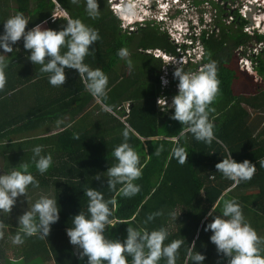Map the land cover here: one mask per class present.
Returning a JSON list of instances; mask_svg holds the SVG:
<instances>
[{"label": "trees", "instance_id": "obj_1", "mask_svg": "<svg viewBox=\"0 0 264 264\" xmlns=\"http://www.w3.org/2000/svg\"><path fill=\"white\" fill-rule=\"evenodd\" d=\"M54 1L65 15L53 16V0H0V31L2 22L13 16L6 17L9 11L14 15L21 13L28 19L26 30L42 21H47V28L60 30L67 19H80L95 29L99 39L90 46L92 51L85 56L84 63L91 69L99 68L107 76L106 96L99 101L110 110L99 105L90 111L88 108L81 119L78 134L71 130L55 135L52 138L55 148L49 151L42 148L41 155L50 154L52 157V164L44 174L35 168L30 142L3 145L0 141V163L5 174L28 164L29 172L38 182V187L29 185L26 189V211L31 209L37 201L35 199L48 193L50 198L57 199L60 208L59 220L51 225L45 238L25 236L22 244H13L12 239L19 231L17 222L9 234L0 227V263L5 262L8 252H11L16 261L10 264H84L72 251L65 230L72 227V216L79 212L87 214L88 198L84 192L89 188L100 192L105 200L115 201L109 205L113 212L110 219L115 226L106 228L108 238L123 241L128 226L148 231L163 227L168 232L164 244L177 239L183 241L178 249L176 264H185L187 251L193 242L195 248L192 251L203 254L206 264L209 257L211 264H227V259L218 255L215 245L209 241L211 231H205L206 224L211 222L208 213L212 205H215L212 217L220 216L224 200L234 199L240 205L246 222L264 240V167L259 164L264 159V93L254 90L251 83L254 77L240 72L237 61L232 59L233 51L249 42L242 32L244 22L240 20V25L235 28V22L227 25L221 18L216 19L214 25L217 31L213 27L204 29L199 36L204 50L201 62L183 67L185 71H197L198 67L202 70L203 65L213 61L217 66L218 93L222 96L209 112L216 139L211 144H205L195 140L187 131L183 137L174 140L180 128L186 126L170 119L171 109L164 112L166 108L161 110L155 104L160 94L169 102L177 92L178 81L174 79H169L168 85L161 90V71L152 63L158 58L144 53L159 50L175 56L176 46L166 33L148 26L141 29L140 32L144 33L131 43L133 34L130 36L120 29L119 21L109 10L106 0H103V7H98L99 16L96 19L86 14L84 0L74 5L78 9L66 6L62 0ZM122 47L133 55L134 68L128 73L118 66L116 53ZM9 54L5 56L8 61L6 84L0 91V98L7 95L13 97L17 89L26 87L27 95L38 103L35 109L31 107L17 115L10 112V120L3 119L0 110V139L7 135L1 132L2 128L9 126L13 130L16 120L22 129L30 130L42 123L45 116L74 117L76 111L70 110L69 106L78 105L87 92L75 70L66 68L64 85L54 87L48 82V74L41 73L39 65H33L26 59L28 52L23 49L22 41L13 45ZM139 70H144L145 78L151 77L144 85L145 89H142L139 80L133 79L134 72ZM132 88L135 90L132 91ZM86 97L95 100L90 94ZM126 127L135 133H130L127 142L137 152L142 168L141 177L134 182L140 185V191L131 198L119 195V184L110 190L106 185V173L103 174L105 178H94L116 163L112 151L124 142L121 133ZM142 139L145 140V152ZM222 145L227 147V152ZM177 146L188 153L183 164L178 163V158L172 154V149ZM228 152H232V159L236 162L248 160L256 166L250 180L233 186L231 180L217 172L215 165L223 157L226 158ZM143 153L146 159H142ZM221 196L223 199L216 204ZM21 200L22 197L17 198V202ZM155 212L160 215L145 224L147 216ZM173 213L177 216L176 220ZM261 248L264 249V243ZM261 255L264 256V250ZM128 260L130 264V258ZM159 264H166V260L161 259Z\"/></svg>", "mask_w": 264, "mask_h": 264}, {"label": "clouds", "instance_id": "obj_2", "mask_svg": "<svg viewBox=\"0 0 264 264\" xmlns=\"http://www.w3.org/2000/svg\"><path fill=\"white\" fill-rule=\"evenodd\" d=\"M70 2L78 4L79 0H70ZM147 2L150 7L145 4V10L148 11L155 7L156 13L137 18L134 22L135 29L140 26L160 24L165 28L163 32L176 46L175 56L167 55L162 51L161 55L165 59L169 56V62L165 64L170 71H173L172 78L178 81L176 83L177 92L172 96L171 103H168L164 97L159 98L157 103L161 110L163 107L166 108L164 112L172 110L170 119L178 121L181 126H186V128H180L178 137H175L174 140L183 137L187 131L192 134L195 140L211 144L216 139L213 133V124L209 121V112L211 111L209 105L213 102L219 85L216 63L214 61L207 63L203 65L202 70H200L201 67H198L197 71L183 69L188 64L201 62L204 50L199 36L205 29V25L211 26V14L210 19L202 16L198 18V21H194L192 19L195 15L194 12L189 19L186 16L180 17V14L188 10L184 8V0H147ZM199 2L195 1L194 5L199 6ZM84 3L88 17L98 18L97 0H84ZM158 7H160V11H157ZM110 11L117 18L116 12L114 13L112 8ZM124 11L131 14L130 8H125ZM120 14L122 19L117 18L118 21L120 20L119 27L122 28L121 22L122 24L127 23V26H124L127 32L123 31L128 33V29L134 28V26L127 21L134 20V15L127 17L124 13ZM28 23V19L21 13L10 16L2 22L0 91L6 84L5 69L8 67V61L5 60V56L7 53H12L13 45L22 41L23 49L28 52L26 59L33 65H39L41 73L48 74L50 85L63 86L67 68L77 72L85 90L93 98L99 101L106 96L107 76L99 68L91 69L84 63L85 56L92 51L90 46L99 39V34L95 29L84 24L80 19H67L60 30L43 27L42 25L47 21H42L26 30ZM200 27L202 29H199ZM196 29L199 30L198 35L194 34ZM116 54L126 61L129 68L132 67L126 48H120ZM167 78L171 79L167 73L163 74L162 85H168ZM61 123V120L56 121L57 125ZM130 133L135 135L130 127H126L121 133L124 142L112 151L116 163L94 177L96 180H100L101 176L104 177L103 174L106 173V178H104L107 187L112 190L116 185H121L119 195L125 198H131L140 191V185L134 182L142 175L138 154L127 142ZM217 143L220 142L217 141ZM222 147L227 152V147L224 145ZM41 152L42 146H34L32 160L36 170L40 174H44L52 164V157L50 154L41 155ZM231 153L228 152L227 157H223L215 165V168L223 177L231 180L235 186L241 181L250 180L256 166L248 160L236 162L232 159ZM172 154L178 158V163L183 164L188 153L183 147L177 146L172 149ZM259 164L264 167V159H261ZM28 169V164H22L20 170L0 174V214L10 213L17 203V198L25 195L29 185L38 187V182ZM84 195L88 198L87 214L79 212L72 216V227L65 230L69 244L75 246L78 250V258L84 261V264H129L128 258H130V264H159L161 259H165L166 264H176L178 249L183 241L177 239L164 244L168 236L165 228L148 231L139 230L134 226L126 228V237L123 241L110 239L105 233L106 228L115 226L113 220L110 219L113 212L109 207L115 201L105 200L102 194L94 188L85 190ZM221 199L223 196L217 200L216 204H219ZM214 208L215 205H212L208 213L211 222L206 224L205 231H211L209 241L215 245L217 254L225 257L227 264H264V256L261 255V251L264 250L261 248V244L264 243V240L258 237L256 231L246 222L240 205L234 199L224 200L221 215L212 217L211 213ZM59 212L57 199L41 196L30 210L24 211L18 216L19 231L13 237L12 243L22 244L25 236L48 237L51 225L59 220ZM158 215H160L159 212L148 215L144 223L152 221ZM172 215L176 220L177 216L174 213ZM193 248H195L194 242L187 251L185 264H188L189 261L191 264H203L205 256L198 251L193 252ZM6 260L16 261L13 256Z\"/></svg>", "mask_w": 264, "mask_h": 264}, {"label": "rangeland", "instance_id": "obj_3", "mask_svg": "<svg viewBox=\"0 0 264 264\" xmlns=\"http://www.w3.org/2000/svg\"><path fill=\"white\" fill-rule=\"evenodd\" d=\"M82 1V0H79V2ZM114 1L116 0H109L107 2V4L109 5V10L110 8H114V6H117L118 7V11H116V15H117V18L119 19H122L121 17V14L120 13H124V15H126L127 17L129 16H133L134 15V20H128L127 22L128 23H132V25L134 26V22L135 20H137V18H141L142 15H155L156 13V9L155 7H152L150 10L146 11L145 10V4H147L148 7H150V4L147 2V0H119L121 2V4H116ZM207 2H204L203 0H200L199 2V6H193L191 3L189 6H193L195 9H197V13L194 12L195 15H193L192 19L194 21H198V18L199 17H205V18H209L210 19V14H212V6H211V3L213 1H216V0H205ZM226 3L225 5H228V6H233V5H238L240 4L239 3V0H224ZM62 2L66 5V6H69L71 5L72 6V9L74 7L75 4L71 3L70 0H62ZM97 3H98V7L102 6V3H103V0H97ZM79 7H74V9H78ZM125 8H130L131 9V14H128L124 11ZM188 10L185 11V13H182L180 14V17H187L188 19L191 17V14H192V10H190V7L187 8ZM211 10V11H210ZM54 11V10H53ZM63 10H59V8L55 7V15H65L63 12ZM9 15H14V13L12 11H9L7 12V15L6 17H8ZM120 21V20H119ZM205 22H208L207 20H205ZM212 25V24H211ZM43 27L46 28V23L42 25ZM121 26H122V30L126 31L124 28V26H127V23H123L121 22ZM155 27H158L160 28L159 32H163V30H165V28H163L161 25L160 27L158 25H155ZM208 25H205L204 28L207 29ZM134 29L135 30V26L134 28H130L128 29V31ZM199 29H202L201 27ZM211 29V26H209V30ZM169 31V30H168ZM127 32V31H126ZM172 32V31H171ZM129 33V32H128ZM127 33V34H128ZM144 33V32H140L138 31V33L136 34H133L131 36V40L132 42L131 43H134L136 42L141 34ZM179 42V41H177ZM9 54V53H8ZM162 54V53H161ZM159 57V54H153V58L155 59V57ZM166 56V55H165ZM128 59L133 60V55L131 54V52H129V57ZM169 62V56L166 57V59L163 57V55H161V58L158 60V59H155V60H152V63L155 65H152L154 67L158 66L160 68V71H161V74H160V77L164 75H168V77H170L171 79L172 78V72L173 71H170V69L166 66L165 63ZM118 66H119V69L123 70L124 72L128 73L131 69L134 68L133 64H132V67L129 68L126 61L119 58L118 57ZM119 69H117L119 72H121ZM134 81H140V84L143 85L142 86V89H145L146 85L149 81H150V78L151 77H146L145 78V72L144 70H139V71H135L134 72ZM165 78V77H164ZM167 80L169 81V79L167 78ZM243 82V81H242ZM162 84V82L160 83V85ZM162 87H166L165 85H162ZM135 90L134 88H132V91ZM131 91V90H130ZM27 92H28V89L26 87H22V88H19L17 89L16 93L13 95V97H8L7 96H3L0 98V105L1 104H4L5 102V99H11V98H15L16 96H22V95H27ZM221 94L217 92L213 102L209 105V108L212 107V105L219 101L220 98H221ZM159 99V98H158ZM157 99V100H158ZM169 101V100H168ZM14 103H17V101H14ZM168 103H171V101H169ZM252 112V111H250ZM254 114V113H252ZM264 117V115H263ZM264 124V123H263ZM40 129H43L42 127ZM142 148H143V151L145 152V149H144V145H142ZM142 159H146V155L145 153L142 154ZM0 174H5L4 170L2 169L1 167V163H0ZM46 196L50 197V193H48ZM35 200H38V199H35ZM27 199H25V197L23 196L22 197V200L17 202L10 213H3V214H0V221H2V224H0L1 227H3L5 229V231H7V233L9 234L11 230H13L15 228V224L17 222V218L19 215L23 214L24 211H26L27 209ZM75 248V246H74ZM75 250L77 251V254H78V250L75 248ZM7 258L11 259L12 258V253L11 252H8V255H7ZM210 260L208 262V264H211V257H209ZM13 260V259H12ZM15 261H10V260H5V262H1L0 264H10V263H14ZM34 264H40V263H34ZM42 264H53L52 262H46V263H42ZM203 264H206V262L203 261Z\"/></svg>", "mask_w": 264, "mask_h": 264}, {"label": "crops", "instance_id": "obj_4", "mask_svg": "<svg viewBox=\"0 0 264 264\" xmlns=\"http://www.w3.org/2000/svg\"><path fill=\"white\" fill-rule=\"evenodd\" d=\"M8 55L10 56V54ZM86 95H89V93L88 92L84 93V96L79 101L78 105H74L72 107L69 106L70 110L76 111L73 118L71 115H61L53 118H51L52 116H45L43 117L44 121L42 123H38L33 129L30 130L22 129V126L19 125L18 120L15 119L16 123L15 126L13 127V130L9 129V126L5 127L4 129L2 128L1 132L2 133L5 132L7 133V135L3 139H0V141L3 143V145H9L10 143L20 144L23 142H30L31 148H33L36 145H40L42 146L43 149H47L48 151L50 149H53V147L55 148L54 139H52L55 135L59 134L60 132L71 131V130L73 131L74 134H78L76 132L79 131L78 129L80 125H82L81 119L83 115L87 113L88 108L90 111L91 109L94 108L96 109V107L99 105L102 109L106 110V108L102 105L100 101H98L97 99H95L94 101L87 99ZM14 101H17V103H14ZM37 103H38L37 101L33 100L32 97L28 95L16 96L15 98L5 99L4 104L0 105V110L3 113L1 114V116L3 117V119L10 120V118H12L9 116L10 112L17 115L18 112H22L25 109L31 107L35 109ZM41 108L43 109V107ZM57 120H61L62 123L57 125L56 124ZM41 127L43 129H40ZM141 141H142V145H144L143 142L145 140L142 139ZM144 149H145V145H144ZM71 248L72 251L76 255H78L73 245H71Z\"/></svg>", "mask_w": 264, "mask_h": 264}, {"label": "flooded vegetation", "instance_id": "obj_5", "mask_svg": "<svg viewBox=\"0 0 264 264\" xmlns=\"http://www.w3.org/2000/svg\"><path fill=\"white\" fill-rule=\"evenodd\" d=\"M108 1L109 0H106V2H108ZM114 2L116 4H121V2L119 0H116ZM220 2H221L220 6H218V0L212 2V19H211V24L212 25H211V28L213 27L212 29L217 31V27L214 25L215 24V20L219 19V18H221V20H223L222 18L224 16H227V15H232V17L234 18L232 23L235 22V26H234L235 28L240 25V23H239L240 20L244 22V24H242V27H245V17L243 19V18L238 17L236 14H234L231 11L227 12L228 10H227L226 5H225L226 2L224 0H221ZM245 5L248 6V8H249V6H252V8H253V10L248 12L249 14L251 12H256V7L254 5H252V4L251 5L245 4ZM102 7H103V3H102ZM249 10H250V8H249ZM213 14H214V16H213ZM231 24H227V25H231ZM147 27L148 26H140L139 28H137L135 30L128 31L129 32L128 34L129 35L136 34L141 29H146ZM263 36L264 35H259V36L254 35L252 37L250 36L249 37V39H250L249 43H251V44L263 43L264 42V37ZM239 46H244V48H246L245 45H239ZM153 52H157L158 53V52H161V51L154 50ZM232 59H233V61H236V58L233 56V54H232ZM252 61H254L253 65H252V67H253V75H255L257 78H254L255 80L254 81L252 80L251 83L253 84L254 90H257L259 93L260 92L264 93L263 92V90H264V53L262 52V53H259L257 56H253Z\"/></svg>", "mask_w": 264, "mask_h": 264}, {"label": "built area", "instance_id": "obj_6", "mask_svg": "<svg viewBox=\"0 0 264 264\" xmlns=\"http://www.w3.org/2000/svg\"><path fill=\"white\" fill-rule=\"evenodd\" d=\"M195 1H200V0H184V8L187 9L190 7V10H192L193 12L196 13V9L193 7L194 6V2ZM217 1V0H216ZM221 0H218V6L221 5ZM253 1H257V0H253ZM263 1V0H262ZM191 3H193L192 7L189 6ZM239 3L240 4H236V5H233V6H228L226 5V8H227V12L231 11L233 12L234 14H236L238 17L240 18H243L245 17V12H246V6H245V0H239ZM164 7V6H162ZM112 11L115 13L116 11H118V7L117 6H114V8L112 9ZM214 16V14H213ZM211 19H212V14H211ZM254 20L255 19H259L257 16H255L253 18ZM234 18L232 17V15H227V16H224L223 17V21L226 23V24H231L233 22ZM257 26V25H256ZM264 26V25H263ZM130 29V28H129ZM207 29H209V27H207ZM242 32L245 34V33H248V34H252L253 33V28H248V27H242ZM194 34L195 35H198L199 34V30L196 29L194 30ZM179 36L177 35V38ZM262 46L259 45V46H256V47H253L252 49H246L244 48V46H238L234 51H233V55L234 57L236 58V61H237V66H238V69L240 72L244 73V67H245V64L247 62V59L248 58H253V56H257L258 52L261 50ZM189 55V54H188ZM191 60V59H190Z\"/></svg>", "mask_w": 264, "mask_h": 264}, {"label": "bare ground", "instance_id": "obj_7", "mask_svg": "<svg viewBox=\"0 0 264 264\" xmlns=\"http://www.w3.org/2000/svg\"><path fill=\"white\" fill-rule=\"evenodd\" d=\"M53 3L55 5V7H58V4L53 0ZM245 4L247 5H254L256 7V12H251L250 14L248 12H250L251 10H253L252 6H246V12H245V27H248V28H253V33L250 35L248 33H245V35H247V37L249 38L250 36H259V35H264V0H257L256 2L253 1V0H245ZM157 11H160V7L157 8ZM255 16H257L259 19H253ZM125 17V16H124ZM159 27H160V24H157ZM257 25V26H256ZM149 27H152V26H149ZM155 27V26H154ZM158 30H160V28L156 27ZM264 37V36H263ZM249 42H250V39H249ZM247 43L245 44V47L246 49H252L253 47H256V46H259L261 45L262 48L261 50L258 52L259 53H264V42L263 43H258V44H251V43ZM147 54H159V57L156 56V58L160 59L161 58V52H153V51H150V52H145ZM257 54V55H258ZM254 61H252V58H248L247 59V62L245 64V67H244V72L247 73L248 75H251L253 76L254 78H257L255 75H253V65ZM161 80V78H160ZM160 88L162 90V84L160 85ZM264 92V90H263ZM161 94L159 95V97H157L155 99V104L156 106H159L158 103H157V99L158 98H161Z\"/></svg>", "mask_w": 264, "mask_h": 264}]
</instances>
